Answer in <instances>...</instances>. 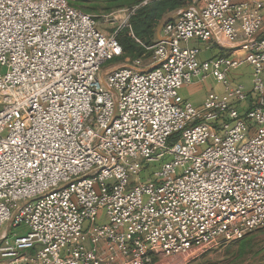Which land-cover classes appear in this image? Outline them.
<instances>
[{"label":"built area","instance_id":"built-area-1","mask_svg":"<svg viewBox=\"0 0 264 264\" xmlns=\"http://www.w3.org/2000/svg\"><path fill=\"white\" fill-rule=\"evenodd\" d=\"M189 6L146 59L103 67L119 29L0 0V264H157L264 228V0ZM190 40L240 54L201 60ZM242 66L249 90L229 79ZM209 77L222 93L182 98Z\"/></svg>","mask_w":264,"mask_h":264},{"label":"rangeland","instance_id":"rangeland-1","mask_svg":"<svg viewBox=\"0 0 264 264\" xmlns=\"http://www.w3.org/2000/svg\"><path fill=\"white\" fill-rule=\"evenodd\" d=\"M71 5L76 6L81 11L90 14L96 22L97 28L105 34H110L116 29L122 31L129 22L131 9L137 6H145L150 0H143L138 5L130 8L113 10L109 13L90 12L87 7H93L89 2L82 0H67ZM146 4H143L144 2ZM198 1V0H196ZM180 11V10H178ZM125 62L121 58H116L107 62L103 67H119ZM149 63L145 62V66ZM145 69V68H144ZM148 172H142L139 177H132L131 182L135 179L144 180ZM7 228L4 224L0 231ZM157 264H264V228L256 229L248 233L244 238L223 244L217 248H211L204 252H199L191 256H162L154 258Z\"/></svg>","mask_w":264,"mask_h":264},{"label":"trees","instance_id":"trees-1","mask_svg":"<svg viewBox=\"0 0 264 264\" xmlns=\"http://www.w3.org/2000/svg\"><path fill=\"white\" fill-rule=\"evenodd\" d=\"M89 2L93 7H87L90 12H97L100 15L113 10L130 8L138 5L143 0H82ZM70 4V3H69ZM191 4V0H150L145 6H138L135 13L129 19V25L133 38L128 35V29L124 28L117 35V40L122 47L121 59L145 58L146 54L143 45H150L155 42V29L165 20L171 12L185 8ZM71 5V4H70ZM73 6V5H72ZM76 7V6H74ZM77 8V7H76ZM145 55V56H144ZM171 140H174L172 138Z\"/></svg>","mask_w":264,"mask_h":264},{"label":"crops","instance_id":"crops-1","mask_svg":"<svg viewBox=\"0 0 264 264\" xmlns=\"http://www.w3.org/2000/svg\"><path fill=\"white\" fill-rule=\"evenodd\" d=\"M182 9H179V10H182ZM178 12H179L178 10L171 12V14L167 15L165 19L174 16ZM156 29H155V41L158 40L157 35H156ZM161 33L162 32L160 31V34H159L160 37H162ZM186 45L188 47H199L201 49L200 54H199V59L201 60L213 58L216 56H231V55L236 56L240 54V52L237 49H230L227 47H222L214 42L211 45H209L208 48H205L206 47L205 45L200 44L196 40H190L188 41ZM147 68L148 67L146 66L145 69ZM229 79L231 80L232 83L243 84L245 89L249 90L250 89V68L248 66H242L238 69L231 71L229 74ZM210 92H215V93L223 92L222 85L212 77H209L200 82H195L190 85L183 86L180 89V95L182 96V98L185 101L192 104L194 107H200L202 105L204 98ZM100 221L104 223L105 219L101 217Z\"/></svg>","mask_w":264,"mask_h":264},{"label":"water","instance_id":"water-1","mask_svg":"<svg viewBox=\"0 0 264 264\" xmlns=\"http://www.w3.org/2000/svg\"><path fill=\"white\" fill-rule=\"evenodd\" d=\"M190 7H191V6H187V7L183 8V9L180 10L178 13H176L174 16L165 19L163 22H161V23L158 25V27H157V29H156V35H157V38H158L159 41L162 40V39H164V38H162V37L159 36L160 31H161V29L163 28V26H164L165 24L169 23L170 21H172L173 19H175L176 17H178L182 12H184V11L187 10V9H189Z\"/></svg>","mask_w":264,"mask_h":264}]
</instances>
